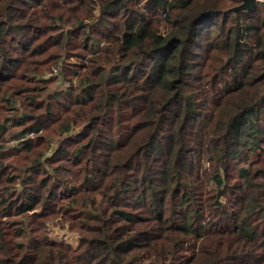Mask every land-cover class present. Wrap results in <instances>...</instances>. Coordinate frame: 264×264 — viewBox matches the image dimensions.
I'll list each match as a JSON object with an SVG mask.
<instances>
[{
  "label": "trees",
  "instance_id": "trees-1",
  "mask_svg": "<svg viewBox=\"0 0 264 264\" xmlns=\"http://www.w3.org/2000/svg\"><path fill=\"white\" fill-rule=\"evenodd\" d=\"M241 2L0 0V264H264V0Z\"/></svg>",
  "mask_w": 264,
  "mask_h": 264
},
{
  "label": "rangeland",
  "instance_id": "rangeland-1",
  "mask_svg": "<svg viewBox=\"0 0 264 264\" xmlns=\"http://www.w3.org/2000/svg\"><path fill=\"white\" fill-rule=\"evenodd\" d=\"M30 137V135H27L26 138ZM24 139H19L17 141L12 140L11 142H9V144L11 145H16V144H21V142ZM244 180H242L241 182H243ZM22 187H19V190ZM47 232L50 236V238L52 239H60L63 240L67 243L73 244V245H77L78 241H79V236L71 230H68L67 227L62 226L58 220L56 219H51L50 221H48L47 223Z\"/></svg>",
  "mask_w": 264,
  "mask_h": 264
},
{
  "label": "water",
  "instance_id": "water-1",
  "mask_svg": "<svg viewBox=\"0 0 264 264\" xmlns=\"http://www.w3.org/2000/svg\"><path fill=\"white\" fill-rule=\"evenodd\" d=\"M241 1H242L241 4L233 7L232 10H250V9H253L258 5V2L260 0H241ZM80 24H83V22H81Z\"/></svg>",
  "mask_w": 264,
  "mask_h": 264
}]
</instances>
